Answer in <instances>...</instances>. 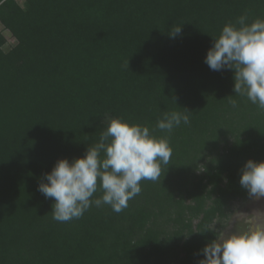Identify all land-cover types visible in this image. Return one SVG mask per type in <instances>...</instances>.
<instances>
[{
    "label": "trees",
    "instance_id": "1",
    "mask_svg": "<svg viewBox=\"0 0 264 264\" xmlns=\"http://www.w3.org/2000/svg\"><path fill=\"white\" fill-rule=\"evenodd\" d=\"M243 14L264 19V0H0V264H199L213 221L249 195L239 170L264 161V109L204 63ZM184 108L188 125L156 128ZM107 115L168 136L169 165L120 213L57 222L38 183L97 143Z\"/></svg>",
    "mask_w": 264,
    "mask_h": 264
},
{
    "label": "clouds",
    "instance_id": "2",
    "mask_svg": "<svg viewBox=\"0 0 264 264\" xmlns=\"http://www.w3.org/2000/svg\"><path fill=\"white\" fill-rule=\"evenodd\" d=\"M248 20L243 14L226 23L213 38L204 63L212 71L233 70L235 95L246 96L264 109V19ZM181 34L182 25L169 31L171 39ZM232 105L236 107L235 100ZM190 112H165L156 128L170 134L190 123ZM104 121L107 127L97 143L82 157L58 159L38 183L37 190L54 200L51 213L57 222L79 219L93 205H109L120 213L140 194L141 181H159L162 165H169L168 136L157 137L148 126L123 117L107 115ZM239 171V183L249 196L264 197V161L248 159ZM98 190L103 194L94 198ZM201 254L199 264H264V223L249 219L226 228L205 244Z\"/></svg>",
    "mask_w": 264,
    "mask_h": 264
},
{
    "label": "rangeland",
    "instance_id": "3",
    "mask_svg": "<svg viewBox=\"0 0 264 264\" xmlns=\"http://www.w3.org/2000/svg\"><path fill=\"white\" fill-rule=\"evenodd\" d=\"M19 1L20 3L23 2V0ZM0 28H2L1 25ZM4 33L8 38L9 44L15 45L16 39L8 31H4ZM199 172L203 174V168ZM208 189H211V186ZM249 219L253 224L264 223V197L256 199L248 195L246 198L235 200L229 210V216L226 219L216 218L212 223V227L219 233L226 228L231 229L237 223H242L244 220Z\"/></svg>",
    "mask_w": 264,
    "mask_h": 264
}]
</instances>
